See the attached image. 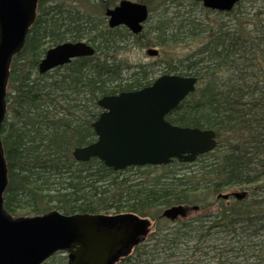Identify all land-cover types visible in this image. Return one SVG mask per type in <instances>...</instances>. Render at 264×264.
Segmentation results:
<instances>
[{
  "label": "trees",
  "instance_id": "trees-1",
  "mask_svg": "<svg viewBox=\"0 0 264 264\" xmlns=\"http://www.w3.org/2000/svg\"><path fill=\"white\" fill-rule=\"evenodd\" d=\"M119 1L38 0L24 47L10 65L0 130L8 171L4 208L12 215L50 209L66 215L132 212L155 220L150 237L169 249L199 246L206 238L226 243L208 259L197 257L198 263L264 264V0H239L227 12L193 0H134L152 12L138 34L107 25L104 11ZM78 40L91 43L94 54L38 72L48 48ZM133 42L161 48L198 42L163 62L162 74L198 79L194 92L165 118L214 130L212 151L192 163L173 160L123 170L96 157L74 158L75 147L96 139L92 123L102 111L101 97L140 89L156 78L153 63L134 69L129 64L125 51ZM236 188L246 189V198L217 197ZM176 204L197 209L162 233L160 224L172 222L159 215ZM142 244L133 250L138 255ZM242 251H247L244 261ZM61 260L64 264L66 257Z\"/></svg>",
  "mask_w": 264,
  "mask_h": 264
},
{
  "label": "water",
  "instance_id": "water-1",
  "mask_svg": "<svg viewBox=\"0 0 264 264\" xmlns=\"http://www.w3.org/2000/svg\"><path fill=\"white\" fill-rule=\"evenodd\" d=\"M211 10L230 11L239 0H194ZM38 0H0V130L7 114L6 95L10 65L21 52L37 15ZM110 28L120 25L138 34L149 16L145 3L120 0L105 9ZM92 45L84 40L64 41L48 48L37 70L45 73L72 59L91 56ZM150 56L159 51L146 49ZM196 76L162 74L150 85L105 95L98 100L102 111L92 123L96 140L76 147L78 161L98 158L115 170L129 166L167 165L173 159L191 163L216 145L212 129L181 127L165 116L195 90ZM6 159L0 137V264H42L53 253H67L66 264H116L129 255L151 232L152 221L132 212L75 213L56 209L34 215L14 216L3 205L8 183ZM240 200L245 193L233 191L217 197ZM196 206L172 205L159 217L183 219Z\"/></svg>",
  "mask_w": 264,
  "mask_h": 264
},
{
  "label": "rangeland",
  "instance_id": "rangeland-1",
  "mask_svg": "<svg viewBox=\"0 0 264 264\" xmlns=\"http://www.w3.org/2000/svg\"><path fill=\"white\" fill-rule=\"evenodd\" d=\"M149 10V9H148ZM152 13V12H151ZM149 10V15L151 14ZM147 25H151V22H148ZM129 45L126 48L125 55L128 58L129 64L133 68V66L138 64H146L150 67V64L153 63L155 65L154 67L158 70L155 74V76H159L162 74L161 68L164 65V60L170 61L172 57L182 56L189 51H191L195 45L198 44V42H194L192 44H180L179 46H166V47H158L159 54L156 56H150L146 53V49L151 47L150 45L144 46V45H138L137 43H128ZM160 59L161 62H157V60ZM134 69V68H133ZM239 188H236L238 190ZM243 189H240L241 192ZM232 191V190H231ZM229 191H224L223 193H226ZM224 200V199H223ZM178 205V204H177ZM191 216V212L188 214ZM183 218V219H187ZM151 223L154 227V220L151 219ZM156 224V223H155ZM173 224V225H172ZM163 226L164 230L162 233L170 231L173 226H176V222L172 223H162L160 224ZM152 227V228H153ZM154 231V230H153ZM153 234L151 232L147 239L143 242L141 249H143V252L141 255H138L134 251L131 252L130 259L127 262H124V264H207V261H202V263H198L197 257H203V260L206 258H209V255L213 254L214 248H217L218 251L222 250L226 243H223L222 240H220L218 243H213L211 240L204 239L199 246H193L192 244L194 242H190V244H179L177 248L169 249L165 246H163L161 243H158L157 239L151 238L150 236ZM262 238V236H259ZM210 238V237H209ZM228 240V239H227ZM228 246V244H227ZM227 255L231 254V250H229V246L227 248ZM250 252V251H249ZM236 254V251L233 252ZM247 254V251L241 252V258L244 261V258ZM237 255V254H236ZM63 256L66 257L64 253L56 252L54 255H52L50 258H48L46 261H44L42 264H62L60 263L63 258ZM214 258L210 257L209 261ZM66 264V262L64 263ZM240 264H243L241 262Z\"/></svg>",
  "mask_w": 264,
  "mask_h": 264
},
{
  "label": "flooded vegetation",
  "instance_id": "flooded-vegetation-1",
  "mask_svg": "<svg viewBox=\"0 0 264 264\" xmlns=\"http://www.w3.org/2000/svg\"><path fill=\"white\" fill-rule=\"evenodd\" d=\"M242 192H244L245 193V195H244V197L242 198V199H244V198H246V196H247V190L246 189H243L242 190ZM241 200V199H240ZM191 212V211H190ZM189 216V215H188ZM152 230V229H151ZM141 244V243H140Z\"/></svg>",
  "mask_w": 264,
  "mask_h": 264
}]
</instances>
